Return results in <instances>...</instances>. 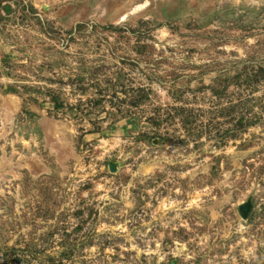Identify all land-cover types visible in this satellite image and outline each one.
<instances>
[{
    "label": "rangeland",
    "instance_id": "1",
    "mask_svg": "<svg viewBox=\"0 0 264 264\" xmlns=\"http://www.w3.org/2000/svg\"><path fill=\"white\" fill-rule=\"evenodd\" d=\"M0 264H264V0H0Z\"/></svg>",
    "mask_w": 264,
    "mask_h": 264
},
{
    "label": "bare ground",
    "instance_id": "2",
    "mask_svg": "<svg viewBox=\"0 0 264 264\" xmlns=\"http://www.w3.org/2000/svg\"><path fill=\"white\" fill-rule=\"evenodd\" d=\"M145 5H137V6H134L132 9H131V11L130 12H124L123 14H121V16H120V20L119 21H122V20H126L129 16H130V14H132V13H135V12H137V11H139V9H141V8H143Z\"/></svg>",
    "mask_w": 264,
    "mask_h": 264
}]
</instances>
